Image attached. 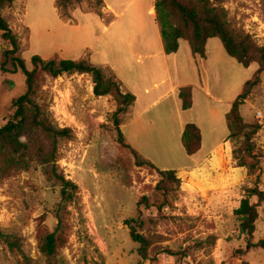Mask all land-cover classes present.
<instances>
[{
    "label": "rangeland",
    "instance_id": "374dc122",
    "mask_svg": "<svg viewBox=\"0 0 264 264\" xmlns=\"http://www.w3.org/2000/svg\"><path fill=\"white\" fill-rule=\"evenodd\" d=\"M211 1L227 11L232 28L251 34L258 44L264 45V0ZM14 2L4 7L1 15L19 39L16 56L24 61L27 70H31L33 56L44 60L88 59L92 64L98 60L73 52L88 43L94 25L67 27L51 12L55 0H26L27 31H23L20 24L23 9ZM76 8L91 12L88 1L80 0L60 13L67 17ZM69 45L74 48H67ZM6 47L0 32V127L11 117L12 101L25 91L21 72L14 73L9 63L4 67L7 72L2 71V53ZM257 69L256 64L248 68V80ZM104 72L107 76L111 74ZM43 85L55 124L73 131L70 141L59 143L57 160L64 177L78 189L76 199L65 212L69 226L67 243L61 250L65 264H264V249L256 246L264 241V202L258 208L259 216L250 238L240 234L239 221L234 215L244 189L258 184L264 192V157L259 173L252 177L241 173L243 169L235 170L226 151L220 167L210 165L207 169L177 173L180 187L171 196L170 204L160 210L140 208L143 228L139 232L151 243L148 259L142 261L125 221L136 215L142 197H149L150 202L156 200L158 174L137 166L134 158L119 147L113 124L117 105L108 96L93 94L89 75L44 78ZM128 111L121 115V125ZM257 111L264 114V72L260 74L259 86L240 107L246 122H256ZM260 121L256 146L264 155V120ZM169 143L170 154L151 155L158 160L155 167L191 166L181 143L172 135ZM203 154L196 159L201 160ZM251 201L254 203L256 199ZM58 202V191L46 182L40 168L0 180V230L21 237L23 250L34 264H43L38 253V236L54 229L57 221L53 211ZM0 264H18L17 258L1 244Z\"/></svg>",
    "mask_w": 264,
    "mask_h": 264
},
{
    "label": "trees",
    "instance_id": "16d2710c",
    "mask_svg": "<svg viewBox=\"0 0 264 264\" xmlns=\"http://www.w3.org/2000/svg\"><path fill=\"white\" fill-rule=\"evenodd\" d=\"M15 0H0V32L7 44L2 53V71L10 64L13 72L24 76L25 91L12 101L10 119L0 127V180L10 176L40 168L46 182L59 193V202L55 204L53 215L57 221L52 231H44L38 236V253L43 264H65L61 250L67 243L69 231L65 217L66 209L74 202L77 186L67 180L57 165L59 143L70 141L73 131L60 128L55 124L50 113V100L44 89L43 79H57L63 75H89L96 97H110L117 105L113 116L117 143L134 158L137 166L156 171L159 181L155 187L156 200L142 197L137 203V213L125 221L131 240L138 245L136 252L142 261H147L151 246L148 237L139 232L143 228L141 206L155 207L158 210L170 204L180 187V179L174 170H159L150 161L144 159L124 138L120 126L121 115L126 114L134 104L133 94L122 91V86L114 74L107 76L104 70L88 59L63 60L54 57L44 60L39 56L31 58V70H27L24 61L16 54L20 48L18 37L11 31L2 17L4 7ZM92 13L104 18L103 0H87ZM80 0H56L55 7L62 13ZM156 20L165 55L178 51L179 41L188 43L193 56L205 57L206 43L209 39H218L226 54L244 68L256 64L258 69L242 87L241 93L234 100L225 116L228 131L227 141L231 145L232 160L236 168L245 169L248 176H256L260 171L263 153L258 151L256 137L261 130V123L246 122L240 107L250 98L253 90L260 84V74L264 72V45L255 38L231 27L227 20V11L218 7L211 0H154ZM64 16V14H61ZM182 110L192 107V88L179 90ZM181 144L187 156L195 155L201 147V134L194 124H186L181 136ZM244 196L234 215L239 221V232L246 238L252 237L258 219V208L264 202V192L258 184L244 189ZM255 198L256 202L251 200ZM0 244L14 257L18 264H34L23 250L24 240L14 234H4L0 230ZM264 249V241L257 243ZM242 264H246L243 262Z\"/></svg>",
    "mask_w": 264,
    "mask_h": 264
},
{
    "label": "crops",
    "instance_id": "0c3cea01",
    "mask_svg": "<svg viewBox=\"0 0 264 264\" xmlns=\"http://www.w3.org/2000/svg\"><path fill=\"white\" fill-rule=\"evenodd\" d=\"M25 2H14L23 9V31H27ZM55 3L56 0L51 12L58 22L75 28L95 26L89 31L88 43L73 52L98 59L93 63L114 74L123 92L134 95L135 102L120 128L134 150L157 167L158 160L151 155L170 154L169 136L181 143L185 125L194 124L200 130L201 147L195 155L187 156L191 166H160L159 170L186 173L210 165L220 167L223 151L232 160L225 116L248 81V68L254 64L242 67L226 54L218 39L207 41L204 58L193 56L183 40L176 53L165 55L154 0H103V13L108 19L80 8L70 10L64 17ZM184 87L192 88V107L186 111L178 95ZM201 152L203 158L198 161L196 156ZM238 169L241 168L235 167Z\"/></svg>",
    "mask_w": 264,
    "mask_h": 264
},
{
    "label": "built area",
    "instance_id": "2783aa9c",
    "mask_svg": "<svg viewBox=\"0 0 264 264\" xmlns=\"http://www.w3.org/2000/svg\"><path fill=\"white\" fill-rule=\"evenodd\" d=\"M255 117L260 121L261 119H263L264 120V114L262 113V112H260V111H257L256 113H255ZM260 123H261V121H260Z\"/></svg>",
    "mask_w": 264,
    "mask_h": 264
}]
</instances>
